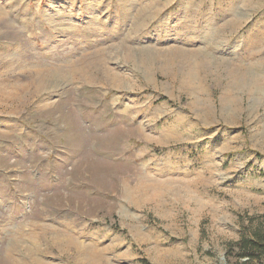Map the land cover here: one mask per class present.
<instances>
[{"label":"rangeland","instance_id":"obj_1","mask_svg":"<svg viewBox=\"0 0 264 264\" xmlns=\"http://www.w3.org/2000/svg\"><path fill=\"white\" fill-rule=\"evenodd\" d=\"M262 224L264 0H0V264H228Z\"/></svg>","mask_w":264,"mask_h":264},{"label":"trees","instance_id":"obj_2","mask_svg":"<svg viewBox=\"0 0 264 264\" xmlns=\"http://www.w3.org/2000/svg\"><path fill=\"white\" fill-rule=\"evenodd\" d=\"M228 264H264V224L248 230L226 250Z\"/></svg>","mask_w":264,"mask_h":264},{"label":"bare ground","instance_id":"obj_3","mask_svg":"<svg viewBox=\"0 0 264 264\" xmlns=\"http://www.w3.org/2000/svg\"><path fill=\"white\" fill-rule=\"evenodd\" d=\"M209 24H211V23H209ZM210 26V25H209ZM226 26H228L230 29H233V28H235L236 26H238L237 25V22H236V20H229L228 21V24L226 25ZM226 28V27H225ZM210 29H211V27L208 29V31L206 32V33H208L209 31H210ZM262 42V41H261ZM177 51V50H176ZM206 51V50H205ZM171 52H175V50H173V48H172V50H171ZM167 53V52H166ZM176 53H178V52H176ZM179 53H181L182 54V56H184L186 59H191V55L189 54V53H193L194 54V52L193 51H188V52H186V51H180ZM96 55V54H95ZM197 55V54H196ZM98 55H96V57H97ZM94 58V57H93ZM173 58V57H172ZM194 58V57H193ZM95 59V58H94ZM188 59V60H189ZM185 60V59H184ZM192 60V59H191ZM102 61H103V59H101V58H96V62L95 61H93V64H95V65H99V64H101L102 63ZM194 63V62H193ZM197 66V65H196ZM195 69V68H194ZM198 69V68H197ZM106 73V75L108 74V72H105ZM37 74V73H36ZM39 74V73H38ZM49 74V73H48ZM41 75V74H40ZM39 75V76H40ZM105 75V74H104ZM38 76V75H37ZM42 76H44V75H42ZM49 76H52L53 78H56V79H61V78H64V76L65 75H62V73H59V74H57V73H51V74H49ZM45 78V77H44ZM37 79V78H36ZM32 80V79H31ZM41 80V79H40ZM32 81H35V80H32ZM39 82V81H38ZM30 248H28V251L26 252V257H24L23 259H25V260H23V259H20V260H18V259H16V258H14L13 257V255H10V254H8L7 253V256H6V258H7V264H27V261H29V260H32V259H34V256H35V252L38 250H36V249H34L33 247L31 248V246H29ZM37 247V246H36ZM12 253V252H11ZM29 259V260H28ZM41 264H44V263H41Z\"/></svg>","mask_w":264,"mask_h":264}]
</instances>
